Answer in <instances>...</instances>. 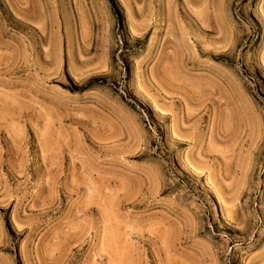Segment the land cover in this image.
<instances>
[{
	"label": "rangeland",
	"instance_id": "obj_1",
	"mask_svg": "<svg viewBox=\"0 0 264 264\" xmlns=\"http://www.w3.org/2000/svg\"><path fill=\"white\" fill-rule=\"evenodd\" d=\"M0 264H264V0H0Z\"/></svg>",
	"mask_w": 264,
	"mask_h": 264
},
{
	"label": "trees",
	"instance_id": "obj_2",
	"mask_svg": "<svg viewBox=\"0 0 264 264\" xmlns=\"http://www.w3.org/2000/svg\"><path fill=\"white\" fill-rule=\"evenodd\" d=\"M114 13H115L116 16H118V13H117L115 10H114ZM118 17H119V16H118Z\"/></svg>",
	"mask_w": 264,
	"mask_h": 264
},
{
	"label": "bare ground",
	"instance_id": "obj_3",
	"mask_svg": "<svg viewBox=\"0 0 264 264\" xmlns=\"http://www.w3.org/2000/svg\"><path fill=\"white\" fill-rule=\"evenodd\" d=\"M253 168V167H252ZM250 172H251V170H250ZM248 186V185H247Z\"/></svg>",
	"mask_w": 264,
	"mask_h": 264
}]
</instances>
